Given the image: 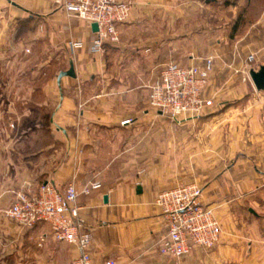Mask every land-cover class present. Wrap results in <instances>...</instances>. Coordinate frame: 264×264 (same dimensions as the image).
<instances>
[{"label":"crops","instance_id":"1","mask_svg":"<svg viewBox=\"0 0 264 264\" xmlns=\"http://www.w3.org/2000/svg\"><path fill=\"white\" fill-rule=\"evenodd\" d=\"M132 1L120 41L93 53L92 25L52 0H0V264L76 258V245L57 240L47 223L23 226L4 211L42 184L81 191L95 181L101 187L78 198L95 263L176 264L157 246L166 229L155 200L197 183L221 237L180 264H264V96L250 102L245 161L235 156L240 115L178 122L153 109L149 86L166 62L203 65L214 50L208 33L186 32L192 0ZM71 66L75 76L59 79Z\"/></svg>","mask_w":264,"mask_h":264},{"label":"built area","instance_id":"2","mask_svg":"<svg viewBox=\"0 0 264 264\" xmlns=\"http://www.w3.org/2000/svg\"><path fill=\"white\" fill-rule=\"evenodd\" d=\"M71 17L97 23L92 41L93 53L103 52L106 45L120 41L119 25L129 17L132 0H52ZM81 48L82 42H71ZM214 58L203 65L184 66L171 61L163 65L158 78L149 86L150 106L175 121L200 117L215 106L210 76ZM126 119L122 124L130 123ZM99 181L87 184L79 191L73 183L63 189L42 184L37 192H20L5 209V215L23 226L47 223L54 237L76 245L79 255L65 264H119L109 258L95 263L92 258L93 233L79 215L78 198L99 189ZM155 204L165 222L166 232L157 242L161 254L173 258L176 264L195 248L210 249L220 240L222 226L214 208L204 202V189L197 183H181L162 190Z\"/></svg>","mask_w":264,"mask_h":264},{"label":"rangeland","instance_id":"3","mask_svg":"<svg viewBox=\"0 0 264 264\" xmlns=\"http://www.w3.org/2000/svg\"><path fill=\"white\" fill-rule=\"evenodd\" d=\"M192 1L194 4L188 9L192 17L186 32L208 33L206 43L214 50L211 56L215 58V66L210 76V87L215 95V106L208 113L241 116L242 129L238 130L241 134L235 132V135L242 137L235 156L242 161L248 160V153H245L248 119L255 108L250 102L264 96V91L256 89L250 76L251 69H258L264 63V0H237L233 5H225L224 0ZM227 124L229 127H224L225 131L233 134L230 130L232 121H227ZM198 128L199 125L194 130ZM246 194L249 197L253 192ZM244 204V210H247L250 205L248 198Z\"/></svg>","mask_w":264,"mask_h":264},{"label":"water","instance_id":"4","mask_svg":"<svg viewBox=\"0 0 264 264\" xmlns=\"http://www.w3.org/2000/svg\"><path fill=\"white\" fill-rule=\"evenodd\" d=\"M207 2L210 1H216V0H206ZM92 29L94 32L98 31V24L93 23ZM70 75L75 76L74 67L71 66L70 70L62 72L60 74L59 79H61L63 76ZM250 76L253 80V83L258 91H264V63L259 66L258 69H251L250 70Z\"/></svg>","mask_w":264,"mask_h":264},{"label":"trees","instance_id":"5","mask_svg":"<svg viewBox=\"0 0 264 264\" xmlns=\"http://www.w3.org/2000/svg\"><path fill=\"white\" fill-rule=\"evenodd\" d=\"M237 0H224L225 5H233Z\"/></svg>","mask_w":264,"mask_h":264}]
</instances>
